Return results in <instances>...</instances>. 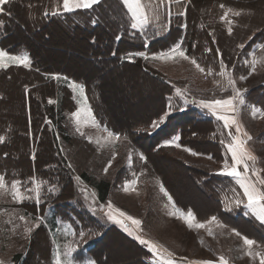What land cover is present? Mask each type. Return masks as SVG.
<instances>
[{"label":"rangeland","instance_id":"1","mask_svg":"<svg viewBox=\"0 0 264 264\" xmlns=\"http://www.w3.org/2000/svg\"><path fill=\"white\" fill-rule=\"evenodd\" d=\"M44 1L47 2L42 13L44 18L63 16L65 19L67 16H73V19H69L71 24L67 25L68 28L62 25L68 34L65 32V35L58 36L48 30L43 36L37 35L34 32L43 25V21L35 17V19L31 18V10L29 11L25 4L19 5V13L25 16L22 24L20 23V29H16L13 36L28 43L27 47H32L30 50L44 59V65L40 70L34 67L29 49L26 50L21 45L13 47L5 45V41L9 39L7 31L11 28L3 31L5 23L0 19V51L13 56L27 55L31 61L28 68L6 61L8 66L0 68V74L9 68H22L23 73L37 75L40 72L45 74L46 79L51 78L46 74L57 71L74 75L75 78L83 81L52 76L61 91L68 90L69 101H66L68 110L65 111L62 124L64 131L49 119V115L48 120L45 119L47 131L57 139L55 156L57 157L58 154L61 165L55 162L49 164L43 167V171L47 172L43 173L41 167L35 165L36 155L40 150V140L32 141L29 151L33 163L32 172L26 174L23 171L24 165L18 162V160L25 162L24 156L19 148L11 147L12 140L18 135L9 123L12 117H20L24 120V89L30 94L31 114L32 109H35L34 100L42 101L39 92H44V89L33 80L25 82L23 86L17 84L16 74L12 78H0V92L5 95L4 102L11 108L6 113L4 111L0 113V125L5 124L0 126V136L4 137L0 147L4 144L10 145L11 148H8L4 155L11 154L14 161L11 167L0 164V176H4L9 189L14 180L21 181V193L31 197L18 203L12 199L10 193L0 196V264H16L17 255L26 256L33 250L38 255L37 264H54L57 252L62 261L70 259L64 255L69 246L76 249L71 257L74 264H90V262L95 264L88 255L94 237L97 236V232L102 233L103 229L111 227L119 228L138 243L139 240L135 238L137 236L155 244L157 254L140 243L150 252L151 258L147 260L150 264H165V261L169 260L173 264H203L208 261L219 264L221 256L228 261V264H260V256H256L255 253L264 255V231L261 232L256 228H264V223H261L246 207L247 199L237 182L238 178L221 174L224 162L218 164L208 157L192 155L189 151H185V148L175 146L178 144L173 145L175 151L153 154V145L146 135L156 134L178 112L192 109L199 118H210L220 124L214 123L216 137L226 148L227 162L231 167L228 144L232 143V137L237 135L236 125L225 127L223 121L218 120L209 109L201 107L199 103L201 100L211 101L235 96L233 85L229 84L231 77L234 87L241 90L245 104L241 105L238 101H234L237 110L227 114L242 127L239 135L246 141L244 148L256 158L254 161H245L248 164L247 172L243 164L238 166V171L243 174L242 178H246L260 191H264V184L260 183L264 180V47H262L264 0H206L204 4L200 0H142L149 17V22L142 28H132L131 25L135 21L124 6L123 0H100L91 8L76 9L72 12L63 10V0ZM220 5L225 7L221 8ZM228 9H232V12H229L226 20H222L221 16ZM237 11L240 12L239 16L234 15ZM1 14L3 15V12H0ZM76 26H80L79 28L87 34H89L88 26L91 28L99 26L102 31L104 30L105 36L101 37L104 44L99 45L98 52L93 49L85 50L87 41L84 39L80 38V42H76L74 38L70 39L74 35L72 28ZM229 27L232 28L231 34L228 31ZM177 28L181 36L176 40L170 41L166 47L160 45L151 48L152 42L168 38L170 31ZM192 28L198 36L194 40L191 36ZM47 35L51 37L50 42H46ZM92 36L94 35H91V38ZM105 38L108 39V43L105 42ZM122 39L124 44L119 45ZM112 42L115 45L111 58L119 55V60L125 62L142 61L145 64L143 70L150 71L151 75L160 81L143 75L144 71L140 66L136 69L119 68L106 53V46H110ZM177 45H180L189 59L178 56L173 59H153L162 53L170 52ZM38 48L41 50L39 51ZM140 52L148 58L135 55ZM192 59L205 71L200 72L191 62ZM221 63L224 65L223 68ZM209 69L211 74L208 72ZM222 71L226 73L223 76L220 75ZM73 83L83 86V95L80 88L73 89L69 86ZM5 84L14 87L16 92L12 93ZM164 88L165 91L160 93ZM177 89L181 90V94L178 95ZM93 90L100 91L101 108L107 114L115 131L102 126L97 120L92 106ZM168 91L170 93L167 95L166 111H170V115L160 127L153 129L151 124L162 116L159 114L165 104L164 95ZM13 94L16 96L14 97ZM1 98L0 94V100ZM49 100L53 103H49ZM59 100L46 96L42 108L46 107L47 103L56 106L58 111ZM253 108L260 111L253 115ZM82 109L91 110L92 117L99 127L92 126L86 111H81L80 123L77 124L73 113ZM173 123H179L181 126L192 125L193 117L177 122L172 120L169 126L171 127ZM204 126L205 124H198L195 127L202 130ZM103 129L112 132L119 139L106 140L107 132ZM244 132L251 136L250 140L243 135ZM67 137L78 146V153L75 151L76 157L65 141ZM98 138L100 143L96 142ZM200 142L207 148L213 147L205 138L193 140L192 143L198 145ZM134 144L140 145L148 153L154 175L143 170L145 157L135 150ZM171 145L166 144L169 147ZM109 162H111L110 167ZM184 165L191 167V171L198 173L199 176L205 175L203 167H210L222 176L223 180L219 182V194L225 210L231 214L242 213L256 224L255 228L243 221L235 222L237 228L249 233V239H253L252 237L256 239L257 243L251 249L244 245L242 239L244 236H237L234 227H229L219 219L213 223H207L208 220L202 222L193 213L195 217L191 221L193 227H189L187 222L189 211L177 207L173 199L169 202L168 197L160 191L163 179L168 189L176 195L184 207L191 206L204 216L207 215L205 210L209 213L217 210L215 204L208 200L204 189L190 181V173L184 169ZM105 168H108L107 172ZM83 171H95L98 179L108 175L112 180L113 187L105 202L100 200L95 188L81 179L80 174ZM62 173L69 174L74 182L72 183L75 196L73 195L74 197L72 196L69 201L60 199L64 184L61 179ZM118 174H121L122 178L117 182ZM33 179L40 184L39 202L36 200V193L28 191L36 187ZM192 181L194 182L193 179ZM126 185L127 191L124 190ZM166 191L171 196L168 190ZM237 200L243 202L237 206ZM109 202L114 208L141 221L140 226H136L131 221L124 220L132 235H129L120 224L108 219L106 213L109 211L107 207ZM20 216H24L25 219L21 220ZM79 216L83 217L81 220L85 219V225L94 227L84 230ZM197 223H205V227L197 228L195 227ZM44 226L47 231H44ZM29 228L32 229L31 232L27 231ZM81 232L84 233L83 237L79 235ZM114 233L110 232L100 246V249H105L107 256L106 262L102 264H142L140 257L136 256L137 249ZM50 234L53 237L54 247ZM249 251L253 253L252 256L248 255Z\"/></svg>","mask_w":264,"mask_h":264},{"label":"trees","instance_id":"2","mask_svg":"<svg viewBox=\"0 0 264 264\" xmlns=\"http://www.w3.org/2000/svg\"><path fill=\"white\" fill-rule=\"evenodd\" d=\"M202 1V4H204V2L206 0H200ZM25 4V5H24ZM19 5H24L28 8V10H31V18H36V19H41L43 21V25L39 26L38 29L36 30L37 35H41L43 36V34L45 32H47L48 30H50L51 34H56L58 36H61V34H64L65 32L68 34V32L65 30V28L63 26H66V28H68V24H71V20L69 19H73V16H67L65 19L63 16H59V17H47L44 18L42 13H43V9L47 6V2L44 0H17V1H11V3L5 4L3 6L4 11H3V15H0V19L3 20V22L5 23V26L3 27V31H6L8 28H11L10 31H7V35L9 37V39H7L5 41V45H9V46H23L26 50H30L27 47L28 43H25V41L20 40L21 38H15V36H13L14 32L16 31V29H20L21 27V22L22 19H24L23 14H20L18 11V7ZM30 13V12H28ZM34 18V19H35ZM84 19V18H83ZM17 20V23L15 24V21ZM69 20V23L67 22ZM21 23V24H20ZM178 24H180V22L178 21ZM63 25V26H62ZM181 25V24H180ZM24 26V25H23ZM80 27V26H79ZM78 26H76L73 29V33L74 35H72V38H74L76 40V42H80L79 39L81 38V40H85L87 41V44H85V50L87 49H93V51H99V45H103L104 41H103V36H105L104 34V30L102 31L101 28L99 26H97L96 28H91L88 26L89 29V34L86 33V31H82ZM65 33V34H66ZM64 34V35H65ZM183 34V33H182ZM91 35L92 36L91 38ZM63 36V35H62ZM181 36L180 35V30L177 28L176 30H171L168 38L161 40L159 42H152L151 44V48L153 47H158V46H162V47H166L167 44L171 41L176 40L177 37ZM192 39H196L198 38V36L196 35V32L194 31V29L192 28V33H191ZM46 38V42H50L51 41V37L49 35H47ZM18 39V40H16ZM94 40V41H93ZM107 41L108 43V39L105 38V42ZM124 44L123 39L120 41L119 45ZM113 45V47H111ZM114 42L111 43L110 46H106V53H108V56L110 57V59L113 62H116V65L119 68H131V69H136L138 66L142 67V71H144L143 67L145 64H143L142 61H138L136 63H131V62H125L122 60H119L117 55L115 58H111V54L113 53L112 50L114 49ZM38 50L40 51L41 49L38 48ZM124 51V50H123ZM153 52V50H151ZM155 51V50H154ZM32 57H33V63H34V67L36 69H41L40 67L44 65V59L40 56H36L34 51L31 49L30 50ZM157 52V50H156ZM43 70V69H42ZM44 72V71H43ZM145 72V73H144ZM143 72V75L147 76L148 78L160 81L158 78H156L155 76L151 75L150 71H145ZM16 74V83L23 86V84L27 81L33 80L34 83H37L39 85H42L40 88L43 87L44 92H39V96L42 97V101H36L34 100V106L35 109L33 110V113H30V100H29V92L26 91V89H24L23 91V102L25 105V110H24V120L20 117H12L11 118V122L9 123L12 128L15 129L16 134L18 135L17 138H14L12 140V144L11 147H17L20 149L21 154L24 156V161H20L18 160V162L23 166V171L28 174L32 172L31 166L33 165V163H31V156H30V144L32 141H37L40 140L39 142V152L36 155V161H35V165H37L38 167H41V171H43V167L49 165V164H54L57 163L59 165H61V163H59L58 159L59 156L57 154V157L55 156L56 153V142L57 139L55 138V136L51 133L48 132V127L47 124L45 123V119L48 120V115H49V119L54 121L55 123H57L58 127L60 128L61 131H64L63 128V121L65 119V111L68 110L67 108V103L66 101L68 100V90H60L57 87V83L52 79V76H61V77H66L69 80H74V81H81L78 80L77 78L74 77V75L71 74H66L64 72H57L54 71L52 73H48L46 75L51 76V78H44L45 74H42L40 72H38V76L33 73H23V69L22 68H9L5 71H3L0 74V78L2 77H10L12 78V76ZM36 75V76H35ZM83 81V80H82ZM81 81V82H82ZM7 83V82H5ZM164 84V83H163ZM6 88L11 90V92L15 93L16 90L14 89V87L12 88V86L8 87V84H5ZM166 86L169 88V85L166 84ZM49 89H48V88ZM54 88V89H53ZM162 90V89H161ZM49 93L48 95L46 94L47 92ZM56 91V92H55ZM60 91L63 95V97L61 98L60 96ZM164 90L160 91V93L164 92ZM55 93V95H54ZM94 93V99H92V106H93V112L95 113V116L97 118V120L99 121V123L106 127V128H110V130L115 131L114 126L110 123L107 114L102 110L101 108V94L99 90H93ZM168 93H170L169 91L164 95V101L165 104L163 106L162 111L160 112L159 115H163L164 112L168 109V100H167V95ZM1 94V100H0V113H2L3 111L6 113L7 111H9L8 107V103L4 102V98L5 95ZM91 94V93H90ZM14 95V94H13ZM10 98H12V96ZM16 96V94L14 95V97ZM47 97H53L54 100L55 99H60V106H59V110L57 111V107L56 106H50L46 103V107L42 108V102L46 99ZM8 98V97H7ZM45 98V99H44ZM69 101V100H68ZM158 115V116H159ZM193 117V124H188L187 126H181L179 125V123H173V125L170 127V121L172 122V120H176V122L178 120H184L187 119L188 117ZM172 118V117H171ZM31 119H32V123H31ZM217 125L218 123L216 121H214L213 119L210 118H199L197 113L194 112V110L190 109L188 111H183V112H178L171 120L169 119V121L166 122V124L164 126H162L159 131L154 134V135H146L147 139L151 142V144L153 145L152 147V153L153 154H159V153H163V152H168V151H175L176 148L171 145L166 146V144L168 145V141L173 140L176 137H179L178 140L175 141V144H178L179 146L185 148V149H191L193 152L198 153L199 156L202 157H212V161H214L215 163H222L225 161H228L227 156V151L226 148L223 146L222 141H220L216 135H217V131L215 129V124ZM198 124H205L204 129L200 130L197 129ZM5 125L4 123H1L0 126ZM45 125V126H44ZM220 125V124H218ZM170 127V129H169ZM21 134V136H20ZM66 134V133H65ZM121 134V132H120ZM205 135V136H204ZM205 138L210 144L213 145V147H209L207 148L205 144H203L202 142H200V144L198 145H194L193 140L196 139H201ZM65 141L67 142L68 145H70L71 149H72V154H74V156L76 157L75 151L78 153V146L74 145L73 140H71V138H65ZM192 141V142H191ZM135 147V150L139 151L142 153V155L145 157V160L143 162V170L146 171L147 173L150 174H155L152 172V164L150 162V158L148 153L146 152V150H144L140 145H133ZM10 145L4 144L3 146L0 147V164L2 166H6V167H11V163H13V158L11 156V154H9L8 156H5L4 154H6L7 152H5L8 148H11ZM205 151V152H204ZM36 166V167H37ZM139 167V166H138ZM182 168V167H181ZM204 169H202L205 173V175H200L197 173H193L191 171V167L184 165V169L187 170V172L190 173V181L194 184V185H198L199 187H201L202 189H204V193H206L208 195V200L212 201L213 204H215L217 210H213L211 213L206 212V216L199 214V212L194 209L191 206L188 207H184L183 205L180 204L178 198L176 197V195H174L166 186V183L164 182V180L162 179V183L163 186L165 187L166 190H168V192L170 193L172 199L174 200V203L177 207H179L180 209H183L185 211H191L192 213H194V215L198 218L199 221H207L210 220L211 217L215 216L217 219H219L221 222L225 223L226 225H228L229 227H234L236 229L237 232H239L242 236H246L247 238L249 236V233L245 230H240L239 228H237V226H235V222L237 221H243L246 223H249L251 225H253L256 228V224L254 222V220L249 219L248 217H246L244 214L239 213V214H231L229 212H227L225 210V206H224V202L222 201L220 194H219V182L221 180H223L221 177V175L217 174L214 170L210 169V167H203ZM140 171V170H138ZM43 173H47L45 171H43ZM94 173V175H93ZM81 179L88 184L89 186L95 188L98 192V195L100 197V200L102 202H105L108 198V196L110 195V191L113 187V183L112 180L109 178V176H105L104 178H100L98 179V175H95V171H83L82 174H80ZM111 176V174H110ZM119 178H122L121 174H118L117 176V182L119 181ZM61 179L63 181V185H62V190H61V194H60V199H64L66 201L71 200L74 196V188H73V181L70 179L69 174H63L61 176ZM192 179L194 180V182L192 181ZM116 180V179H115ZM73 182V183H72ZM74 195V196H73ZM73 196V197H72ZM81 218H83L82 216H79V220L80 222L83 224L84 230H87L91 227H94L93 225L91 227L85 225V219L81 220ZM44 231H47L48 229H46V227L44 226ZM256 229H258L259 231L263 232L264 228L262 227H257ZM102 230V229H101ZM104 231L102 233L97 232V236L95 235V239L93 240V244L91 245L92 247H90L91 249L88 252V255L90 256V258L93 260V262L95 264H102L104 262H106L107 260V256L105 253V249L101 248L100 246L102 244V242L107 238L108 234L110 232H115L114 234L117 235L118 237H120L121 239L127 241V243H129L130 245H132L133 247H135L137 249V255L138 257H140L141 259V263L142 264H150L149 262H147V260H149L151 258L150 252L143 246H141L140 243H138L137 241H135L134 239H132L131 237H129L127 234H125L122 230H120L119 228H115V227H111V228H107V229H103ZM100 235V236H98ZM50 238L54 247V241H53V237L50 234ZM254 239V237H252ZM256 240V239H254ZM37 252L36 251H32L29 252L26 256L19 254L16 257V264H37Z\"/></svg>","mask_w":264,"mask_h":264},{"label":"snow or ice","instance_id":"3","mask_svg":"<svg viewBox=\"0 0 264 264\" xmlns=\"http://www.w3.org/2000/svg\"><path fill=\"white\" fill-rule=\"evenodd\" d=\"M100 2V0H63V10L66 12H72L76 9H88L91 8L93 5H96ZM11 3V0H0V12L4 11L3 5ZM124 6L128 9V11L131 13L133 20L135 21L132 23V28H142L145 24L149 22V17L147 15V12L145 11L146 5L142 2V0H123ZM221 8H224V5H220ZM229 12H232V9H228L227 11L224 12L223 16H221L222 20H226L228 17ZM54 15L57 13H53ZM235 16H239L240 12H235ZM231 23V21H228ZM229 34L232 32V28L229 27L228 29ZM240 47L242 48L243 45L241 44ZM264 47V45H262ZM135 55L142 56L145 59L148 57L145 56L143 52L136 53ZM182 57L184 59H189L185 55V52L181 50L180 45H177L175 48L171 49L170 52L168 53H162L160 56L153 57V59H173L174 57ZM6 61H10L13 64L16 65H22L25 68H28L31 64V61L27 55H22V56H13L10 55L7 52L0 51V68L7 67L8 64ZM193 64L196 65L198 70L200 72H204L205 69L202 68L199 64L196 63L194 59L191 61ZM221 67L223 68L224 65L221 63ZM209 74H211V69L208 70ZM226 73L222 71L220 75H225ZM58 79V77H57ZM229 84L233 85V90L235 92V96H230L227 99H213L211 101L209 100H201L200 106L206 109H209L213 115L217 117L218 120H221L224 122L225 127H229L230 125H236V133L237 135H234L232 137L233 142L228 144V151L231 153V160H232V165L229 167L228 162H224V168L221 171V174L231 176V177H236L237 182L239 183L240 187L243 189V195L247 199V204L246 207L251 210L253 215L256 216L257 219L261 221V223H264V191H260L254 184L249 183L246 178H242V173L238 171V166L243 164L244 165V170L245 172L248 171V164L245 162L246 160H255L256 158L252 155H250L244 148V145L246 141L242 140L240 138V133L242 132V127L237 123V121L229 116L227 113L229 112H234L237 109L235 108L234 101H238L239 104L243 105L245 104V100L243 97V94L240 89H237L234 87V81L229 77ZM70 87L73 89L80 88L81 94L83 95V86L76 85V84H70ZM246 91V90H245ZM178 95L181 94V90L177 89ZM49 103H53L52 100H49ZM170 107V106H169ZM81 111H86L87 115L91 121V124L93 127H99L97 125L94 117H92V113L90 109H82L78 110L77 112L73 113V117L76 119L77 124L80 123V116H81ZM259 109L253 108V115H255L257 112H259ZM170 115V111L164 112L162 116L159 117L158 120L153 121L151 124V127L153 129L160 127L162 125L166 118ZM79 130V129H78ZM103 131L107 132V137L105 138L106 140H115L119 139L118 136H114V134L107 129H103ZM83 135V133H81ZM231 135V132L229 133ZM244 136H246L249 140L251 139V136L247 133H243ZM179 137L174 138L171 141H168V144L175 145V141L178 140ZM4 137L0 136V142H3ZM97 143H100V139L98 138ZM102 147L104 145H101ZM179 146V145H175ZM185 151H189L192 155H198V153L193 152L191 149H185ZM143 159V157H141ZM209 159H212V157H209ZM111 166V162H109V167ZM71 167V165H69ZM108 171V168H105V172ZM77 179H79L77 177ZM33 182L35 180L33 179ZM134 183V182H133ZM260 183L264 184V180H261ZM20 185L21 181L19 180H14L11 183L10 189L8 188V185L5 183V178L4 176H0V196L9 194L11 195L12 199L18 203H22L23 201L27 199H31V197L25 196L21 193L20 191ZM39 189H40V184L36 183V187L34 189H29L28 191H34L36 193V200L39 202L40 196H39ZM125 191L128 190V186H125ZM160 191L164 193L165 196L168 197L169 202L172 201V197L168 195L167 191L164 189V187L161 185ZM95 193H93V196ZM243 201L237 200L236 205H240ZM109 211L106 213L107 217L109 220L113 221L116 224H120L121 227L124 228L126 232H129V235H132V232L129 231L128 226L124 223V220L131 221L133 225L140 226L141 221L134 219L133 217L127 215L123 211H121L118 208H114L111 202L108 203L107 205ZM118 217H122L123 219H120ZM21 220H24V216L19 217ZM195 217L191 211L187 213V222L189 227H193V224L191 223L192 220H194ZM217 218L215 216L211 217L210 220L207 221V223H213L216 222ZM36 227H39V225H36ZM195 227L197 228H204L205 223H197L195 224ZM31 228L27 229L28 232H31ZM235 231V230H234ZM211 234V233H210ZM237 236H240L241 234L239 232L235 233ZM81 237L84 236V233L81 232L79 233ZM141 244H144L149 247V250L153 252L154 254H157V246L155 244H152L150 241L145 240L139 236L135 237ZM244 245L248 246L249 249L252 248L253 245H255L257 242L253 239H249L246 236L242 237ZM76 251L75 248L73 247H68V251L64 254L66 257H69L70 259L62 261L60 258L59 252L55 254V259H54V264H74V260L71 259L72 254ZM248 255L252 256L253 253L251 251L248 252ZM256 256H260V264H264V255L261 253L257 252L255 253ZM92 264V262H90ZM165 264H173L172 261H165ZM203 264H213V262L208 261V262H203ZM219 264H228V261L224 257L219 258Z\"/></svg>","mask_w":264,"mask_h":264}]
</instances>
